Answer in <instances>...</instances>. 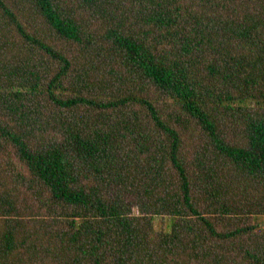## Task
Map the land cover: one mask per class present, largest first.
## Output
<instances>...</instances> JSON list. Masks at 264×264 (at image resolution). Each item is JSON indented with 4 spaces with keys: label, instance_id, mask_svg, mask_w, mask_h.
Returning <instances> with one entry per match:
<instances>
[{
    "label": "trees",
    "instance_id": "16d2710c",
    "mask_svg": "<svg viewBox=\"0 0 264 264\" xmlns=\"http://www.w3.org/2000/svg\"><path fill=\"white\" fill-rule=\"evenodd\" d=\"M0 264H264V0H0Z\"/></svg>",
    "mask_w": 264,
    "mask_h": 264
},
{
    "label": "rangeland",
    "instance_id": "374dc122",
    "mask_svg": "<svg viewBox=\"0 0 264 264\" xmlns=\"http://www.w3.org/2000/svg\"><path fill=\"white\" fill-rule=\"evenodd\" d=\"M163 220L159 217L154 219V223L156 225L157 228H164L165 230H169L170 226H171V221L170 219H166V223L165 225L162 222Z\"/></svg>",
    "mask_w": 264,
    "mask_h": 264
}]
</instances>
